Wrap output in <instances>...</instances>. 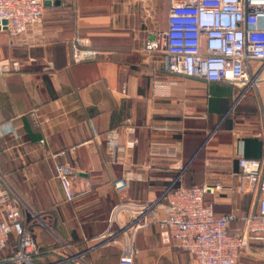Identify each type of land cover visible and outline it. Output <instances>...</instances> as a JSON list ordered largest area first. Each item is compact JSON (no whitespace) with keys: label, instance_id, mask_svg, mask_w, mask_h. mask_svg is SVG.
I'll return each instance as SVG.
<instances>
[{"label":"crops","instance_id":"1","mask_svg":"<svg viewBox=\"0 0 264 264\" xmlns=\"http://www.w3.org/2000/svg\"><path fill=\"white\" fill-rule=\"evenodd\" d=\"M146 1L148 12L140 0H47L41 22L12 44L0 28V183L34 220L38 264L70 252L79 259L66 264H119L120 245L93 241L106 231L112 207L153 199L178 175L185 187L223 186L206 196L217 215L241 217L257 208L254 194L239 191L237 160L264 156V136H257L264 64L252 62L256 85L244 93L230 83L168 73L165 53H146L143 45L165 30L169 0ZM73 45L97 53L74 62ZM127 119L135 131H121L124 148L112 160L94 133ZM57 165L72 168L70 202ZM125 174L131 176L127 190L118 193L113 182ZM156 216L163 218V210ZM241 227L237 219L229 230ZM133 246V264H196L175 242H165L155 223L136 233ZM16 247L12 235L0 262ZM259 250V241L250 239L236 264H264Z\"/></svg>","mask_w":264,"mask_h":264},{"label":"built area","instance_id":"2","mask_svg":"<svg viewBox=\"0 0 264 264\" xmlns=\"http://www.w3.org/2000/svg\"><path fill=\"white\" fill-rule=\"evenodd\" d=\"M47 0H0V24L12 39L26 32L28 27L41 22ZM142 10L148 12L146 0H140ZM146 53L163 51L166 55V70L177 76L194 77L208 82L230 83L244 93L256 85L257 73L251 72L252 62L264 64V0H169L166 28L156 39L146 40ZM97 52L72 47V60L95 57ZM18 69L17 62L11 63ZM3 67H0L2 70ZM37 119L35 112L31 113ZM263 129L257 136H264ZM121 131H135L131 119L102 135L94 133L96 139L103 138L112 160L122 152ZM41 140L40 144H44ZM134 141L126 144L132 147ZM151 144V154H154ZM239 191L255 195L257 208L238 217L235 212L217 215L214 204L206 196L220 191L223 186L216 183L185 187L180 176L168 180L166 188L155 198L139 201L125 200L115 204L108 218L104 233L96 236L95 246L118 244L121 246L119 264H133L137 253L133 240L136 233L157 224L165 242L175 244L190 253L196 264H236L240 253L250 239L260 243V256L264 260V156L262 158L239 157L237 160ZM68 165L56 166V177L63 190L65 200L74 198ZM131 176L125 174L113 182L114 190H127ZM0 250L4 249L13 235L15 251L0 264H38L39 247L30 230L33 219H27L20 207L11 203L8 192L0 183ZM163 210V218L156 213ZM125 216V217H124ZM239 219L242 227L231 232L230 224ZM94 246V247H95ZM79 259L70 252L52 264H66Z\"/></svg>","mask_w":264,"mask_h":264},{"label":"water","instance_id":"3","mask_svg":"<svg viewBox=\"0 0 264 264\" xmlns=\"http://www.w3.org/2000/svg\"><path fill=\"white\" fill-rule=\"evenodd\" d=\"M5 23H6L5 21H1V22H0L1 25H5ZM3 29H4V28H3ZM81 175L86 176V174H81Z\"/></svg>","mask_w":264,"mask_h":264},{"label":"trees","instance_id":"4","mask_svg":"<svg viewBox=\"0 0 264 264\" xmlns=\"http://www.w3.org/2000/svg\"><path fill=\"white\" fill-rule=\"evenodd\" d=\"M167 184H168V182H167ZM167 184L165 185V188H166ZM165 188H164V189H165ZM73 199H74V198H73ZM120 255H121V253H120ZM39 256H40V255H39ZM35 261L37 262V258H35Z\"/></svg>","mask_w":264,"mask_h":264}]
</instances>
